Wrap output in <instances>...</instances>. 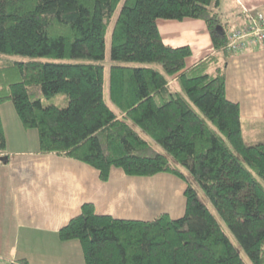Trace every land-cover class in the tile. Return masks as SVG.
Instances as JSON below:
<instances>
[{
  "label": "trees",
  "instance_id": "1",
  "mask_svg": "<svg viewBox=\"0 0 264 264\" xmlns=\"http://www.w3.org/2000/svg\"><path fill=\"white\" fill-rule=\"evenodd\" d=\"M121 1L0 0V52L31 56L0 57V106L11 101L23 126L37 130L38 152L85 161L102 180L116 166L133 176L169 172L187 183L180 217H115L86 202L60 238L79 240L85 264H247L199 186L252 263L264 264V186L256 177L264 180V141H246L241 105L227 95L235 53L227 51L233 26L220 0H123L110 36L107 100L106 35ZM185 17L203 19L214 46L191 67V46L166 44L157 24ZM57 93L67 94L65 106L44 104ZM0 154H7L1 112Z\"/></svg>",
  "mask_w": 264,
  "mask_h": 264
},
{
  "label": "crops",
  "instance_id": "2",
  "mask_svg": "<svg viewBox=\"0 0 264 264\" xmlns=\"http://www.w3.org/2000/svg\"><path fill=\"white\" fill-rule=\"evenodd\" d=\"M232 2L220 0L219 9L227 4L233 27L264 9V0ZM157 24L166 44L191 46L187 67L214 51L203 19L159 18ZM227 82L228 97L241 105L244 137L248 133L256 141L249 143L264 141V46L232 54ZM10 102L0 106L7 138V154L0 157H9L0 158V264L21 258L29 264H85L79 240H62L59 231L86 202L99 214L122 218L152 219L162 211L173 217L184 214L187 183L182 178L169 172L133 176L113 166L109 179L102 180L99 169L85 161L38 152V132L23 126Z\"/></svg>",
  "mask_w": 264,
  "mask_h": 264
},
{
  "label": "rangeland",
  "instance_id": "3",
  "mask_svg": "<svg viewBox=\"0 0 264 264\" xmlns=\"http://www.w3.org/2000/svg\"><path fill=\"white\" fill-rule=\"evenodd\" d=\"M225 2H228V5H234V3L232 2V0H225ZM122 4H123V0L121 1V3L119 4V7L117 8L116 12L114 13V16L112 18L111 24L109 25L108 31H107V49H106V58L104 59V63H105V95L107 100H109V68H110V64L112 62V57H111V32H112V28H113V24L115 19L117 18L121 8H122ZM231 8V7H230ZM228 11H230V9L227 7V4H224L222 10L220 11L223 16L225 18H228ZM259 11L264 12V9L255 11L251 14H255ZM0 57L3 58V60H28L31 58V56L28 55H24V54H20V53H1L0 52ZM44 60H49V61H70V62H77V61H84L85 59L83 58H78V57H68V58H54V57H40ZM140 62H137V64ZM65 101H68L67 98V94L66 93H57L51 97H43V102L45 105H48L50 103H56L57 105L63 107L65 106ZM11 105L12 102H10ZM10 104H6V105H10ZM7 107V106H5ZM16 111V110H15ZM136 128L140 131V133L147 138L148 140H150L161 152L167 153L166 150L159 145L157 142H155L143 129H141L139 126H136ZM35 133H37V130H34ZM245 133V130H244ZM245 138L247 139V142H256L252 139H250V137L248 136V133L245 134ZM243 164L249 168V166L247 165V163L241 158ZM257 179L262 183V185L264 186V180L262 177H260L259 175L256 174ZM199 189V194L200 196L205 200V202L208 204V206L211 208V210L214 212V214L217 216L218 220L220 221L222 227L224 228V230L227 232V234L230 236L231 240L233 241V243L239 248L240 253L242 255V257L244 258L245 262L247 264H253L250 257L248 256V254L246 253V251L244 250V248L241 246V244L239 243L237 237L235 236V234L232 232V230L230 229V227L228 226V224L226 223L225 219L223 218V216L220 214V212L218 211V209L216 208V206L212 203V201L205 196L204 192L202 191V189L198 186Z\"/></svg>",
  "mask_w": 264,
  "mask_h": 264
},
{
  "label": "built area",
  "instance_id": "4",
  "mask_svg": "<svg viewBox=\"0 0 264 264\" xmlns=\"http://www.w3.org/2000/svg\"><path fill=\"white\" fill-rule=\"evenodd\" d=\"M248 19L231 29L227 51L239 53L251 47L264 46V12L249 14Z\"/></svg>",
  "mask_w": 264,
  "mask_h": 264
},
{
  "label": "water",
  "instance_id": "5",
  "mask_svg": "<svg viewBox=\"0 0 264 264\" xmlns=\"http://www.w3.org/2000/svg\"><path fill=\"white\" fill-rule=\"evenodd\" d=\"M0 158H1V159H7L8 156H7V155H3V156H1Z\"/></svg>",
  "mask_w": 264,
  "mask_h": 264
}]
</instances>
